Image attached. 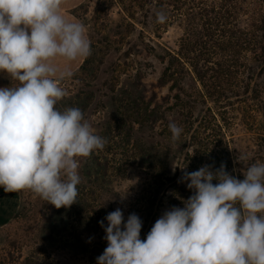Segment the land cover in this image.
I'll return each mask as SVG.
<instances>
[{"label":"rangeland","instance_id":"rangeland-1","mask_svg":"<svg viewBox=\"0 0 264 264\" xmlns=\"http://www.w3.org/2000/svg\"><path fill=\"white\" fill-rule=\"evenodd\" d=\"M213 2L223 4L207 0L203 8ZM195 3L83 0L72 10L92 52L62 82L67 94L57 107L80 108L107 143L80 158L77 203L70 208L56 209L30 190L0 188V263L97 264L107 247L108 213L120 208L125 222L137 214L143 240L165 211L183 208L193 194L181 180L184 171L224 164L243 177L250 164L264 163V140L235 105L237 24L244 17L227 5L235 11L228 21L209 25ZM17 83L0 73V87ZM170 123L183 129L176 141Z\"/></svg>","mask_w":264,"mask_h":264},{"label":"clouds","instance_id":"clouds-1","mask_svg":"<svg viewBox=\"0 0 264 264\" xmlns=\"http://www.w3.org/2000/svg\"><path fill=\"white\" fill-rule=\"evenodd\" d=\"M64 3L0 0V73L18 82L0 87V188L30 190L56 209L77 203L80 158L107 143L80 108L57 107L71 66L92 52L85 25L65 17ZM165 19L157 13L158 22ZM168 127L178 140L183 129ZM243 177L224 164L184 171L193 194L183 208L165 211L143 240L137 214L125 222L120 208L108 213L97 264H264V163L250 164Z\"/></svg>","mask_w":264,"mask_h":264},{"label":"trees","instance_id":"trees-1","mask_svg":"<svg viewBox=\"0 0 264 264\" xmlns=\"http://www.w3.org/2000/svg\"><path fill=\"white\" fill-rule=\"evenodd\" d=\"M194 5L197 8V15L205 18L215 26L228 21V18L235 11L226 9L228 5L231 9L238 10V17L243 16L242 24H237V53H236V82H235V105L238 109L243 108V122L246 123L253 133L258 134V140H264V0H221L222 6L213 2L211 8H203L207 0H196ZM193 3V1H190ZM219 5V6H218ZM211 9V10H210ZM228 17L222 15L221 11ZM190 10H193L192 8ZM211 13L215 16L211 17ZM223 21V22H222ZM239 21V19H238ZM207 66V65H206ZM215 89H221L216 85ZM218 91V90H216ZM215 91V92H216ZM223 99L230 102L222 92L218 91ZM230 105V104H228ZM237 179L244 177L233 175ZM63 219V218H62ZM63 220H61V223ZM9 250V255H11ZM8 255V256H9ZM12 260V261H11ZM8 264H16V260L11 259ZM18 262V261H17ZM5 264V263H0ZM23 264H40L35 259H27Z\"/></svg>","mask_w":264,"mask_h":264},{"label":"crops","instance_id":"crops-1","mask_svg":"<svg viewBox=\"0 0 264 264\" xmlns=\"http://www.w3.org/2000/svg\"><path fill=\"white\" fill-rule=\"evenodd\" d=\"M83 0H65V3L62 5V13L65 15L66 18L73 21H78L76 17L73 15L72 10L77 7ZM85 59L78 60L75 62L71 67L72 71H76L81 64L84 62ZM61 66H63V62L61 61ZM0 225H2L0 223Z\"/></svg>","mask_w":264,"mask_h":264}]
</instances>
